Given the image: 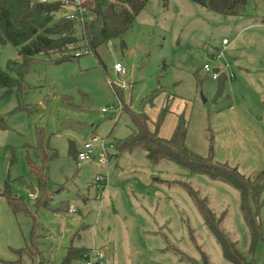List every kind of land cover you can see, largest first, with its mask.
I'll return each instance as SVG.
<instances>
[{
    "label": "rangeland",
    "instance_id": "rangeland-1",
    "mask_svg": "<svg viewBox=\"0 0 264 264\" xmlns=\"http://www.w3.org/2000/svg\"><path fill=\"white\" fill-rule=\"evenodd\" d=\"M70 9L64 7L58 15ZM246 12L252 16L224 15L192 0H150L129 30L100 49L102 65L79 47L80 57L33 61L22 90L0 87V264H59L72 242L102 249L103 264H191L173 248L201 259L198 245L211 264H232L183 186L187 182L217 215L224 214L223 229L250 259L240 193L225 181L191 174L167 159L153 163L143 146L122 152L125 158L116 167V159L101 161L100 147L91 161L82 166L76 161L86 141L115 145L117 158L119 141L136 130L134 115L144 112L155 121L171 99L159 128L162 137L172 136L184 113L190 150L247 177L263 172L264 23L253 16L264 17V0H248ZM91 17L88 12L86 18ZM17 59L13 45L0 44V68ZM116 62L126 69L124 75L115 71ZM205 63L223 67L218 79ZM111 81L128 86L121 89L128 108L118 116L102 111L121 101L108 85ZM30 162L46 167L45 189ZM99 176L121 198L117 211L109 205L96 219ZM7 195L19 198L27 210H13ZM45 195L50 207H43ZM126 197L131 204L122 207ZM65 203L77 211L65 210ZM258 219L261 237L254 261L263 264L264 187Z\"/></svg>",
    "mask_w": 264,
    "mask_h": 264
},
{
    "label": "trees",
    "instance_id": "trees-1",
    "mask_svg": "<svg viewBox=\"0 0 264 264\" xmlns=\"http://www.w3.org/2000/svg\"><path fill=\"white\" fill-rule=\"evenodd\" d=\"M150 0H83L85 8L92 13L91 18L70 19L66 13L59 16L58 13L65 6L63 0H0V44H11L18 51L21 59L9 61L6 68H0V87L7 88L6 92L22 90L25 88L23 76L33 61L42 57H49L48 61H60L76 57L68 52L86 48L94 54L102 65L100 49L110 40L120 37L129 30L140 11ZM203 5L209 10L224 15L236 17H251L246 12L248 0H192ZM257 21L264 23V17L253 16ZM57 55V57H53ZM223 72H221L222 74ZM117 86L116 93L123 101L124 110L128 106L124 103L123 93ZM172 101L169 99L159 112V117L151 121L146 113L134 115L136 130L124 140L119 141L117 147L121 152L133 150L143 146L147 150V157L153 163L160 159H167L177 163L182 168L192 173L210 175L215 180L225 181L240 193L241 212L248 226L251 236L250 259H247L237 248V242L231 240L223 229L224 214L217 213L209 206L206 197L191 186L188 182L183 186L194 199L195 206L220 245L221 251L232 264H257L254 261L256 243L261 237V223L258 219L259 194L264 187V171L254 177H247L237 168L226 163H218L210 156L203 157L193 152L186 145L188 133V119L184 113L178 115L174 132L170 138L162 137L159 128L167 113L170 111ZM126 106V109H125ZM80 151V150H79ZM78 151V152H79ZM76 156V161L78 157ZM47 155V154H44ZM46 159V158H45ZM44 159V160H45ZM31 171L37 176L41 187H46L48 182L46 167H39L30 162ZM8 196L11 208L15 211L27 210L26 205L19 198ZM43 198V207L49 206V197ZM63 204V203H62ZM60 206L62 208L63 206ZM65 210H69L65 203ZM58 210V207H54ZM70 211V210H69ZM33 233H37V219L33 216ZM201 259L193 258L179 249L173 248L180 257L187 259L191 264H211L208 254L203 247L197 246ZM90 248L77 246L72 242L68 247L64 258L59 264H80L85 261V253ZM85 263V262H84ZM12 264H20L13 261ZM264 264V263H263Z\"/></svg>",
    "mask_w": 264,
    "mask_h": 264
},
{
    "label": "built area",
    "instance_id": "built-area-1",
    "mask_svg": "<svg viewBox=\"0 0 264 264\" xmlns=\"http://www.w3.org/2000/svg\"><path fill=\"white\" fill-rule=\"evenodd\" d=\"M43 1H47V0H43ZM64 4L66 7H70L71 9L66 12V16L70 19H84L86 18V15L88 14V9L85 8V6L82 3V0H63ZM111 42V40H110ZM223 44L224 46H226L228 44V39H224L223 40ZM86 52H88V50L86 48H84ZM223 52V51H221ZM220 52V53H221ZM74 55L76 57H80L81 51L76 50ZM204 67L206 70L212 72V78L213 79H218L221 71L223 69L222 66H220L218 69V71H216L215 69L217 68H213L210 64L205 63ZM114 69L117 73L124 75L126 72V69H124V67L119 63L116 62L114 64ZM108 85L113 86V91L116 93V87L117 85H115L112 81L108 82ZM120 87V89L127 91L128 86L126 84L123 85H118ZM123 109V101L121 100L120 103L117 104H113L111 108H102L103 112H114L117 116L120 115L121 111ZM102 148L101 150V161H103L104 163H110L111 161H113L116 158V154L112 153L113 149H115V145L109 144L106 145V143L104 141H102L100 144H98V146H94L90 141H86L84 142L82 149L78 152V157H77V163L78 166H82L84 161H91L94 157V151L96 148ZM98 181L97 182V187L101 189L102 184H101V178L100 176L98 177ZM100 197V194H99ZM70 211H77L73 208H69ZM85 263L84 264H103L105 263V256H104V252L102 249H98V248H91L88 252L85 253ZM94 258L96 259V261L94 260Z\"/></svg>",
    "mask_w": 264,
    "mask_h": 264
},
{
    "label": "crops",
    "instance_id": "crops-1",
    "mask_svg": "<svg viewBox=\"0 0 264 264\" xmlns=\"http://www.w3.org/2000/svg\"><path fill=\"white\" fill-rule=\"evenodd\" d=\"M228 44H229V41H228ZM120 151V150H119ZM121 152V151H120ZM119 152V153H120ZM121 155H122V152L120 153ZM117 155V158H115L116 159V161H115V163H114V166L116 167V166H118V165H121L122 164V161H123V159L125 158V157H123L124 155ZM100 156H101V153H100ZM114 161V160H113ZM109 169V168H108ZM106 173H108V172H106ZM100 178H101V180H104V178L103 177H101L100 176ZM102 184V183H101ZM139 187V186H138ZM139 189H141L140 187H139ZM138 189V190H139ZM118 190H115V188H113V187H111L110 185H108V183L106 184V183H104V184H102V187H101V189H100V191H98L99 192V194H100V197H99V195H98V193H96L97 194V200L98 201H100V205H98V213H97V217H96V219L100 216V214H101V212H102V210H104L105 208H107L109 205H111V207H112V209L114 210V212L115 211H117V209H115V205H116V203L118 204V200H120V194H119V192H117ZM117 194V195H116ZM123 196H124V194H123ZM123 199H124V197H123ZM128 201V202H127ZM126 202H127V204L128 203H130L131 204V200H130V198L129 197H126L125 198V201H124V204H123V206L122 207H126L125 205H127L126 204ZM109 203H111V204H109ZM105 207V208H104ZM104 208V209H103ZM91 249V248H90Z\"/></svg>",
    "mask_w": 264,
    "mask_h": 264
},
{
    "label": "water",
    "instance_id": "water-1",
    "mask_svg": "<svg viewBox=\"0 0 264 264\" xmlns=\"http://www.w3.org/2000/svg\"><path fill=\"white\" fill-rule=\"evenodd\" d=\"M215 70H216V71H218L219 69H218V68H216Z\"/></svg>",
    "mask_w": 264,
    "mask_h": 264
}]
</instances>
